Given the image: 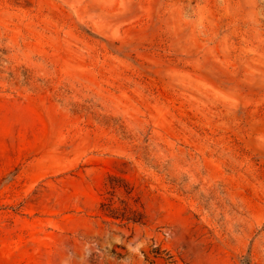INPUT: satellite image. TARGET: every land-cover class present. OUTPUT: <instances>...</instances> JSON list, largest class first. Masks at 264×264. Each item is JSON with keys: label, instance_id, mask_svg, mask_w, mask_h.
Masks as SVG:
<instances>
[{"label": "rangeland", "instance_id": "1", "mask_svg": "<svg viewBox=\"0 0 264 264\" xmlns=\"http://www.w3.org/2000/svg\"><path fill=\"white\" fill-rule=\"evenodd\" d=\"M0 264H264V0H0Z\"/></svg>", "mask_w": 264, "mask_h": 264}]
</instances>
